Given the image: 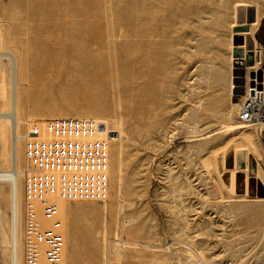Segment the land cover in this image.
<instances>
[{
  "label": "rangeland",
  "instance_id": "obj_1",
  "mask_svg": "<svg viewBox=\"0 0 264 264\" xmlns=\"http://www.w3.org/2000/svg\"><path fill=\"white\" fill-rule=\"evenodd\" d=\"M242 1L0 0L26 114L96 113L120 132V192L69 201L77 264L89 250L100 264H192L197 251L207 264H264V130L224 127L239 123L248 74L264 73V12L255 23V0Z\"/></svg>",
  "mask_w": 264,
  "mask_h": 264
},
{
  "label": "built area",
  "instance_id": "obj_2",
  "mask_svg": "<svg viewBox=\"0 0 264 264\" xmlns=\"http://www.w3.org/2000/svg\"><path fill=\"white\" fill-rule=\"evenodd\" d=\"M237 120L258 134L264 130V73L253 70L243 85ZM44 131L28 137L24 152L33 169L23 181V264H56L62 222L54 198L103 202L108 193L107 148L91 138L111 134L106 125L88 118H50Z\"/></svg>",
  "mask_w": 264,
  "mask_h": 264
},
{
  "label": "bare ground",
  "instance_id": "obj_3",
  "mask_svg": "<svg viewBox=\"0 0 264 264\" xmlns=\"http://www.w3.org/2000/svg\"><path fill=\"white\" fill-rule=\"evenodd\" d=\"M230 5L235 8L238 5L244 4L242 0H226ZM254 11V21L258 22L262 13L264 12V0H255L252 4ZM239 22L234 21L232 25H236ZM242 47V46H240ZM20 62L17 55L8 49L3 44V40L0 36V197L2 203L0 204V236L1 241L6 248L7 262L8 264H22L23 262V243L21 233L23 232V218H22V205H21V175L25 174L33 169V164L25 155L23 149L24 166L21 167V151L22 143L25 145L28 137L38 133L42 138L49 137L44 131V121L47 117L64 118L60 114H26V106L24 105L19 94V81H20ZM26 114V123L24 132L21 131V124L24 122V115ZM41 115L42 117H39ZM88 116V119H94L100 121L106 125V129L111 134L107 135L105 131L94 133L91 138L100 140L107 148V174H108V193L106 199L107 202L111 198V190L114 187L116 193L120 192L122 187V149L117 143L119 140V130H114L108 127V120L96 113L82 114ZM46 116V117H45ZM71 118V117H67ZM75 119L85 117H73ZM50 119V118H49ZM225 130H241L248 127L244 124L230 123L224 125ZM141 136V135H140ZM209 135L199 136V138H205ZM241 146H236V150H240ZM226 170V169H225ZM228 171V175L225 174L227 179V188L234 192L235 183V168ZM8 185L6 191L5 186ZM3 189V190H2ZM24 195V194H23ZM77 201V200H74ZM103 201V202H104ZM56 208L59 211V216L62 222L61 226V249L57 257L56 264H77L74 255L73 239L69 240L66 234V215L71 211L72 204L67 200L60 198H54ZM84 202V201H82ZM25 205V200H24ZM104 211L108 208L104 205ZM133 221V218L126 220L124 224L129 221ZM67 242V244H66ZM120 244H124L125 241L120 239ZM168 248L170 247L167 246ZM89 258V264H100V259L96 252L92 250L87 251ZM43 256V255H42ZM110 262V260H108ZM40 264H47L43 257V261ZM111 264V263H110ZM192 264H207V260L201 252L195 253V262Z\"/></svg>",
  "mask_w": 264,
  "mask_h": 264
},
{
  "label": "trees",
  "instance_id": "obj_4",
  "mask_svg": "<svg viewBox=\"0 0 264 264\" xmlns=\"http://www.w3.org/2000/svg\"><path fill=\"white\" fill-rule=\"evenodd\" d=\"M260 24L261 26H264V16L261 18Z\"/></svg>",
  "mask_w": 264,
  "mask_h": 264
}]
</instances>
